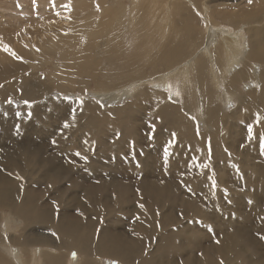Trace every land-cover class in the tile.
<instances>
[{"label": "bare ground", "instance_id": "obj_1", "mask_svg": "<svg viewBox=\"0 0 264 264\" xmlns=\"http://www.w3.org/2000/svg\"><path fill=\"white\" fill-rule=\"evenodd\" d=\"M212 2L132 0L126 18L121 0H55V7L50 0H0V38L22 58L0 49V209L11 212L6 222L0 220V264H73L67 250L80 254L75 264H101L104 257L117 264H221L224 252L226 264H264L243 211L245 204L264 205V0H244L234 11ZM57 13L62 20L53 21ZM133 20L143 43L123 40L122 26ZM138 55L145 69L125 74ZM48 65L51 71L43 73ZM84 75L95 80L96 97L127 99L105 111L112 123L132 118L134 126L146 121L155 127L139 130L138 140L134 132L130 137L135 145L143 143L145 157L151 152L161 159L108 165L133 145L110 143L112 156H92L109 126L74 119L79 114L72 120L64 114L53 129L38 127L56 124V90L75 88ZM249 80L257 87L241 90ZM229 99L236 101L234 108L223 106ZM84 105L89 114L91 105ZM65 121L71 126L63 128ZM69 131L71 138L60 139ZM49 139L56 143L48 154ZM82 168L91 171L86 180H99L74 186ZM118 170L133 172L121 177ZM82 191L77 203L75 192ZM18 218L24 223L15 227Z\"/></svg>", "mask_w": 264, "mask_h": 264}, {"label": "rangeland", "instance_id": "obj_2", "mask_svg": "<svg viewBox=\"0 0 264 264\" xmlns=\"http://www.w3.org/2000/svg\"><path fill=\"white\" fill-rule=\"evenodd\" d=\"M121 1H122L123 5L125 7V12H126V13H124V17L130 18L129 12H130V10H132V7H133L132 6L133 5L132 0H121ZM114 2H117V0H108V4H113ZM242 2H244V0H213L211 5L212 6H213V4L216 5V6L221 5L220 7H224L228 11H234V10H236L235 6L237 4L242 3ZM116 5H117V3L114 4V6H116ZM135 12H137L136 9H135ZM140 15H143V13L141 11H139V16ZM55 16L57 17V19H56V17H53V18H55V19H53V21L58 20V19L62 20V18L60 17V14L59 15H55ZM68 16H69V14H68ZM135 20L131 21L130 23L129 22H125L123 24V26H122V28H123V31H122L123 40H126V41L128 40V42H132V41H134L136 39L137 41L143 43V41H141V38L139 40V38H138L139 35L137 33L135 34V29H134ZM67 21L69 22V20H67ZM67 24L68 23L66 22V25ZM136 35H138V36H136ZM146 37H147L146 39H148L147 35H146ZM244 39H245V41H247L248 36H246V38L244 37ZM134 45H135V43H134ZM142 54H143V51H141V56H143ZM140 59H141L140 56L137 57V64L135 66H132L131 70L127 71L125 74H129L131 72H138V73L142 72L145 69V67L142 65V62H140L141 61ZM48 66H50V68ZM48 66L44 67V69L41 70V71H44L43 73H46L45 71H51L53 65L52 66L48 65ZM145 66H146V72L147 73H150V72L153 71L152 68H150L149 64H146ZM102 68H103V66L102 67L100 66L99 69L101 70ZM161 68H162V66L159 67V69H161ZM258 68L260 70L261 67L259 66ZM103 76H105V75H103ZM110 76H111V74L108 75V77H110ZM78 81L80 83L77 86H75V88H73V89L72 88H68L66 90V92L65 91L61 92L59 90H56V93L54 94L55 95V104H57L58 106H57V110H55V115L53 116V119L56 121V124H54L53 126H48V125H45L46 121L45 122H40V123L38 121H36L37 123H39L38 127L39 126H40V128L51 127L53 129L54 127H56V125H59L62 122V116L64 114H67V116L69 117V120H72V118L74 117V114H79V115H76L74 117V119H78V118L80 119L81 118V122L90 119L92 121L94 120L95 123L100 124L101 127L102 126H109L108 129H107V127H105V130L107 129V131L105 133L106 139H103V146L100 149H97V150L94 149L93 152H92V156L96 157L99 154H101L102 152H104V153L101 154L100 157L103 158L104 155L105 156H110L112 153H107V150H106L107 148L110 147V143L114 144L116 142H119L117 145H114L115 147L118 146L119 144H121L122 142L131 143L133 145V147L132 146H126L123 149H121V157L119 159H117V160L113 159L112 162L108 163V165H110V164H114V165H117V166L132 165V164H134V162L138 163V164H143L142 161L148 160V161L152 162L155 159H159L160 158V156L152 154L151 152H149V155L147 157H145V155L143 153H141L142 147H140V145H143V143L135 145V143H133L131 141V137H130V134H132V132H134L135 135H136V140H138L139 137H140L137 134V133H139V130L143 131L144 133H147L148 130H153L155 127H150L149 124L146 121H141L140 124H136L134 126L133 123H132V118L128 119L125 122V124H123V125H120L119 123H116V122H113V123L111 122V121L114 120L113 119V115H111L110 111L108 113H106V112L108 110H114L115 108H120L121 106L126 105L127 99L124 100L122 98V99H118V100H111V99H104L102 97H100V98L96 97L92 93L94 87L96 86V83H94L95 80L89 75H84V76L80 77L78 79ZM84 81H86L87 86L82 88L83 87L82 86V82H84ZM257 85L258 84H257L256 81L249 80V81L244 82L243 84H241V90L248 91L250 89L256 88ZM104 87L107 88L106 84L104 85ZM159 89L163 90L164 92L169 91V88H166V87H159ZM171 95H173V94H171ZM66 97L68 99H65ZM185 98L187 99V97H185ZM185 98H183V99H185ZM67 100L69 102H67ZM128 100H131V99L128 98ZM81 101H83V105H81ZM228 101H229L228 104L227 105L223 104V106L224 107L228 106V107H230V109L234 108L235 105H236V101H230V99ZM84 103H89L91 105L89 107V109H88L89 110V114H84L83 111H82L83 106H85ZM101 103L104 105L103 107L100 106ZM218 105H220V104H218ZM227 109H229V108H227ZM73 110H75V111H73ZM256 110H259V109L258 108L253 109L252 112H254ZM110 116H112V117H110ZM109 118L111 119V121H110ZM83 119H85V120H83ZM259 121H261V120H259ZM119 127H120V129L115 131L113 133V136L107 134L112 128H119ZM92 129H93L94 132H97V131H95L94 127ZM130 130H132V131H130ZM117 133L123 134V137L122 138H117V135H116ZM69 135H71L70 136V138H71L73 133L71 131H69L68 135L67 134H63V135H60L59 137H60V139H64V138H66ZM52 141H53V139H49L47 142H45L46 143V147L48 149V154L51 152L52 147H53ZM210 142H211V144H214V141H210ZM5 150H7V149H5ZM210 159H211L212 162L211 161L208 162V165L211 168H213L214 160H213V158H210ZM84 167L85 166H83V168ZM83 168L81 169V173L77 177L76 183L73 182V185L74 186H76V185L78 186L81 183H83L85 185H94V184H89V183L95 182V181H91L92 179H96V181H98L99 178L95 177V176H92V178L86 180L85 177H87V174H91L90 173L91 171H84ZM118 171H120V170H118ZM235 171H236V173H241L240 169H236ZM132 172H122V171H120V173H121L120 176L121 177H128V176L132 175ZM93 173H94L93 175H97L98 174V175H101V176L103 174V172L99 173L97 169H93ZM211 174L213 176H216L215 173H211ZM57 181L58 182H56V183H58V185H60L61 184V180H57ZM219 186L221 187L222 185H219ZM223 188H224V186H223ZM237 191L238 192L241 191V188L238 187ZM71 192H72V189L68 190L64 194L63 198L59 201L60 207H64V205L67 203L68 196H69V194ZM82 193H83V191L82 192H75V194L77 196V199H78L77 203L79 202V200H80V198L82 196ZM228 193L230 194L232 192L229 191ZM51 194H52L51 192H48L46 194V198H48ZM221 197L223 199H225V201H226L227 195H225L224 193H221ZM121 200H119V201L117 200V201L120 202ZM246 201H248V199ZM116 207L120 208L118 206H116ZM7 211L8 210L4 209V207H2L0 209V220H1V223L6 222V220H4V219H6L8 215H10L11 212L10 211L7 212ZM71 211L73 212V214H75L74 213V207L71 208ZM243 211L246 212L249 215L250 224L253 226L252 230H253L254 235H255V242L258 245L259 255L264 256V239L261 238V237H264L263 236V233H264V215H263V212H262V211H264V205L261 204V203H258V204H245L243 206ZM133 217H134V215H133ZM133 217L130 218V222L128 223L129 225H132L133 219L136 218V217H134V218ZM19 222H20V224L24 223V221L22 219L19 221V218H18L14 222V226L18 227L19 226ZM40 224L41 223H38L37 225H39V226L44 225V224H41V225ZM103 224H106V222H104ZM88 225H90V224H88ZM93 225H90V226L93 227ZM57 238H59V236H57ZM59 243H61V246L63 245L62 242H59ZM26 247H27V245H26ZM17 250H21V248L20 249L19 248H14V250H12V251H17ZM36 250H37V252L40 251L37 248H36ZM73 252H75V250L74 251L67 250L68 254H71ZM252 252H255V251L253 249H251V251L248 250L247 254L248 253H252ZM62 253H64V252H62ZM253 254H255V253H253ZM220 255L223 257V259H222L223 264H226L225 263V255H226V253L224 252V253H222ZM79 256H80V254H76V257L74 259L72 254H71L69 259L72 261L73 264H75V263H78L80 261L79 258H81V256L80 257ZM257 260H259V256L256 259V261ZM113 261H115V260L112 257H104L102 259L103 264H112ZM102 262H101V264H102Z\"/></svg>", "mask_w": 264, "mask_h": 264}, {"label": "snow or ice", "instance_id": "obj_3", "mask_svg": "<svg viewBox=\"0 0 264 264\" xmlns=\"http://www.w3.org/2000/svg\"><path fill=\"white\" fill-rule=\"evenodd\" d=\"M251 2H252V0H249V3H251ZM34 3H35V0H34ZM50 3L52 4L53 7H55V0H50ZM62 7H69L70 8V5L69 6H62ZM57 15H59V13H57ZM0 49H2L4 52L9 53L10 55H12L16 59H22L21 57H17L16 56V53L14 51H12V49H11V47L9 45L3 43V39L2 38H0ZM65 99H68V98L66 97ZM8 103L10 104L11 103V100H9ZM25 103L27 104L29 102L28 101H25ZM81 105H83V101H81ZM100 106L103 107L104 105L101 103ZM193 119H195V118L193 117ZM259 122L260 121H257V123H259ZM70 126L71 125L67 121H65L64 124H63V128H68ZM17 131H19L18 128H17ZM251 132H252V128L250 126L249 127V133L251 134ZM116 135H117V138H119V135L120 134L117 133ZM197 135H199L198 128H197ZM172 137H173V141H174L175 140V133L172 134ZM261 140H262V147H264V138H261ZM173 141H170L169 144L164 148V155H165V157H168L170 155L169 148L172 146V142ZM52 143H56V141H52ZM85 143H88V142L85 141ZM74 155L76 157H79V158L83 159L85 162H87V160H88V157L86 155H82L81 152H79V151L75 152ZM210 157H211V142L209 140V158ZM195 160H196V158L193 157V161L194 162H195ZM197 166L200 167V168H207L208 167V165L207 164H204V163H200ZM17 179H23V178L17 176ZM212 186L213 187H216V181H215V179H213ZM49 187H51V185H49ZM189 190L191 191V189H189ZM225 192H227V189H225ZM228 202L231 203L230 200ZM249 203H252V201H249ZM53 206H54V208L58 212L59 211V205L56 203V201H53ZM77 212H78V214H81L82 215V213H79V210H77ZM209 231H212V229L209 228ZM53 235H55V234H53ZM261 238L264 239V237H261ZM215 242L216 243H219L220 241L217 239ZM201 255H202V253H201ZM72 256H73V258H75L76 257V253H72ZM112 264H117V262L113 261ZM221 264H223V262H221Z\"/></svg>", "mask_w": 264, "mask_h": 264}]
</instances>
